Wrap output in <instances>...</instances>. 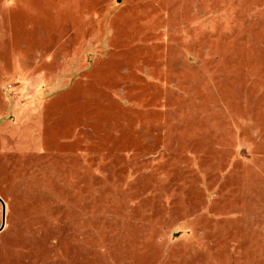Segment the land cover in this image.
<instances>
[{
	"label": "rangeland",
	"instance_id": "obj_1",
	"mask_svg": "<svg viewBox=\"0 0 264 264\" xmlns=\"http://www.w3.org/2000/svg\"><path fill=\"white\" fill-rule=\"evenodd\" d=\"M0 199V264H264V0H0Z\"/></svg>",
	"mask_w": 264,
	"mask_h": 264
},
{
	"label": "water",
	"instance_id": "obj_2",
	"mask_svg": "<svg viewBox=\"0 0 264 264\" xmlns=\"http://www.w3.org/2000/svg\"><path fill=\"white\" fill-rule=\"evenodd\" d=\"M0 203L2 205V224L0 226V233H1L5 228L6 210H5V204L1 199H0Z\"/></svg>",
	"mask_w": 264,
	"mask_h": 264
}]
</instances>
